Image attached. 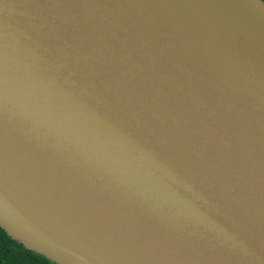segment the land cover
Returning <instances> with one entry per match:
<instances>
[{
    "label": "water",
    "instance_id": "water-1",
    "mask_svg": "<svg viewBox=\"0 0 264 264\" xmlns=\"http://www.w3.org/2000/svg\"><path fill=\"white\" fill-rule=\"evenodd\" d=\"M0 227L55 264H264V1L0 0Z\"/></svg>",
    "mask_w": 264,
    "mask_h": 264
},
{
    "label": "trees",
    "instance_id": "trees-1",
    "mask_svg": "<svg viewBox=\"0 0 264 264\" xmlns=\"http://www.w3.org/2000/svg\"><path fill=\"white\" fill-rule=\"evenodd\" d=\"M264 1V0H263ZM0 264H55L42 255L26 249L0 227Z\"/></svg>",
    "mask_w": 264,
    "mask_h": 264
}]
</instances>
